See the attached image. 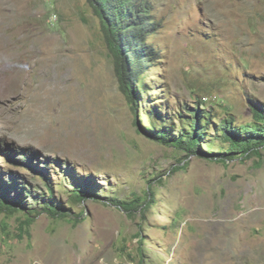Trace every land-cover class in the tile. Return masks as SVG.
Wrapping results in <instances>:
<instances>
[{"label": "rangeland", "instance_id": "1", "mask_svg": "<svg viewBox=\"0 0 264 264\" xmlns=\"http://www.w3.org/2000/svg\"><path fill=\"white\" fill-rule=\"evenodd\" d=\"M133 1L155 23L137 110L88 0H0V186L23 202L0 213V264H264V147L220 162L149 132L162 120L178 137L199 110L204 144L225 151L221 121L241 129L264 110V0ZM28 163L72 216L42 211ZM88 183L97 198L75 201ZM149 187L146 210L108 202H145Z\"/></svg>", "mask_w": 264, "mask_h": 264}, {"label": "trees", "instance_id": "2", "mask_svg": "<svg viewBox=\"0 0 264 264\" xmlns=\"http://www.w3.org/2000/svg\"><path fill=\"white\" fill-rule=\"evenodd\" d=\"M94 10V13L102 21V29L104 31L106 43L114 58L115 72L120 84L121 91L126 95L133 109L137 107V93L135 92L136 78L143 72L150 51L144 47L143 40L150 36L151 26L155 24L150 21V12L148 4L141 6L135 4L133 0H88ZM156 108V107H152ZM153 111H143L141 114L152 115ZM154 113V112H153ZM204 113V114H202ZM254 120L248 122L245 126L237 129L234 123L227 119L221 121L219 136L223 142L228 143V148L225 151L213 152L210 146L204 144L206 136V128L210 125L211 118L206 115V112L193 110L190 114L188 127H183L177 131L178 137L171 138L165 129L166 122L159 120L161 127L153 124L150 135L158 141L174 144L186 152L187 157L197 155H207L213 157L216 161L227 162L235 160L238 156L244 155L245 158H250L260 154V149L264 147V110L255 106L253 110ZM156 119L155 115H152ZM202 118V121L199 120ZM205 122V125H202ZM176 132V131H175ZM202 147L207 152L202 150ZM211 151V152H210ZM36 173L42 176L46 181L48 198L43 201L42 211L48 213L52 217H67L72 216L57 207L54 201V190L49 184V175L44 172L42 167ZM43 171V172H42ZM6 187L0 186V213L14 214L23 210V202L10 201L6 197ZM98 192V191H97ZM150 187L148 189V198L144 201H136L128 203L117 199H110L108 202L119 207L130 214L138 212L141 209L149 208L153 200ZM72 198L75 201H84L85 199L97 198V195L91 190V183L85 186H78L73 190ZM144 210V212H145ZM28 218L21 223V226H30L35 222V217L39 213L35 209H31L28 213ZM84 213L81 214V217ZM138 236L142 240L143 233L139 232ZM143 255V254H142ZM139 264H145V259L141 258Z\"/></svg>", "mask_w": 264, "mask_h": 264}]
</instances>
